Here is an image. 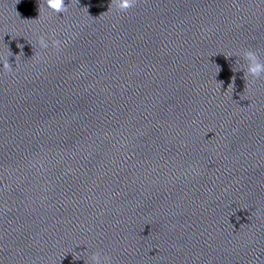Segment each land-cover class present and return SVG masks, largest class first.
Returning <instances> with one entry per match:
<instances>
[{"label":"water","instance_id":"1","mask_svg":"<svg viewBox=\"0 0 264 264\" xmlns=\"http://www.w3.org/2000/svg\"><path fill=\"white\" fill-rule=\"evenodd\" d=\"M65 5L0 0V264H264V0Z\"/></svg>","mask_w":264,"mask_h":264},{"label":"clouds","instance_id":"2","mask_svg":"<svg viewBox=\"0 0 264 264\" xmlns=\"http://www.w3.org/2000/svg\"><path fill=\"white\" fill-rule=\"evenodd\" d=\"M76 2L78 3V0H76ZM20 3V0H16V4ZM48 3V7H50L52 10H54L57 14H61V13H66L68 11L67 6L65 5V0H47ZM139 3V0H118V12L120 13H125L128 12L130 9L136 7ZM15 6V5H14ZM112 4L110 2L108 11L106 12L107 14L110 13ZM15 11V8H14ZM38 11V18L36 19H26V21H37L41 18V8H40V4L38 5L37 8ZM16 12V11H15ZM106 13H103L101 15H105ZM16 15L19 17L20 14L18 12H16ZM100 15V16H101ZM39 46L43 49L48 48V43L45 40V38L42 36L39 38ZM60 41L59 40H53V47L59 49L60 47ZM17 47L21 49V54H23V45L21 44H17ZM9 51V49H8ZM10 55L11 52L9 51ZM245 57L246 59H248L251 63H250V68L249 71L257 78H260L261 73H264V64H260L257 60L256 54L252 51H248L245 53ZM0 64H2V71L4 73H10L12 71V66L9 64V60L8 59H0ZM229 87H232L231 85ZM212 132H208L205 133V137ZM104 261L108 260V257H104L103 258ZM93 260V264H101V256L99 253H95L92 257Z\"/></svg>","mask_w":264,"mask_h":264}]
</instances>
